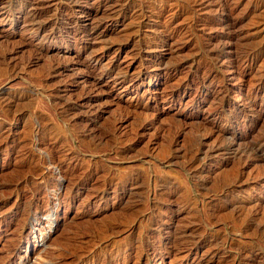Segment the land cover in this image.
I'll use <instances>...</instances> for the list:
<instances>
[{
    "label": "rangeland",
    "instance_id": "1",
    "mask_svg": "<svg viewBox=\"0 0 264 264\" xmlns=\"http://www.w3.org/2000/svg\"><path fill=\"white\" fill-rule=\"evenodd\" d=\"M28 1L0 0V264H264V0Z\"/></svg>",
    "mask_w": 264,
    "mask_h": 264
},
{
    "label": "bare ground",
    "instance_id": "2",
    "mask_svg": "<svg viewBox=\"0 0 264 264\" xmlns=\"http://www.w3.org/2000/svg\"><path fill=\"white\" fill-rule=\"evenodd\" d=\"M39 0H30L28 1L27 3L25 2V5H24V8L21 9L20 12L23 13L24 16H26L27 20L25 19L24 22H29V23H32V22H38L39 21V18L43 15V11L41 10L39 4L37 2ZM43 22V21H41ZM39 25V26H38ZM37 28H36V31H38L41 27L40 23L38 24ZM35 26V24H34ZM37 34V32L35 33ZM45 36V35H44ZM46 39V37H44ZM49 38H52V37H49ZM253 100H249L246 102V104H250ZM218 129V128H217ZM222 131V130H221ZM221 134V133H220ZM260 139V138H259ZM264 142V141H263ZM255 143V142H254ZM247 145V144H246ZM254 147V146H253ZM257 147V146H256ZM264 152V151H263ZM250 153V152H249ZM195 245V244H194ZM167 247H163V250H165ZM167 251V250H166ZM168 252V251H167ZM170 252V251H169Z\"/></svg>",
    "mask_w": 264,
    "mask_h": 264
}]
</instances>
